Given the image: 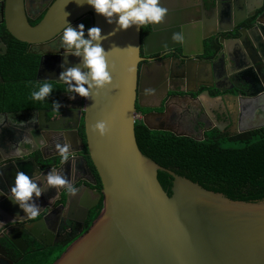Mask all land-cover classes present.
I'll use <instances>...</instances> for the list:
<instances>
[{
	"label": "water",
	"instance_id": "1",
	"mask_svg": "<svg viewBox=\"0 0 264 264\" xmlns=\"http://www.w3.org/2000/svg\"><path fill=\"white\" fill-rule=\"evenodd\" d=\"M167 1L160 0V6L167 9V14L161 23L151 26V33L142 38L141 29L129 28L103 41L112 75L111 83L82 103L85 106L88 154L99 176L102 191L96 189L98 179L86 157L81 155L84 149L78 132L80 119L72 115L73 108H60L52 119L39 117L38 123H30L31 131L18 139L22 146L34 151H42L47 146L56 148L58 143H69V151L73 153L69 161L44 169L24 160L33 151L12 158L16 161L6 166H2L4 161H0V192L4 193L0 195V219L23 215L22 210L7 197L18 171L28 174L42 189L39 199L48 188H55L48 186L45 180V175L53 169L67 177L75 187H83L81 194L65 200L59 207L61 214L69 211L67 209H79L80 219L76 233L78 238L54 264H264V200L234 201L161 167L141 153L135 132L138 121L136 103L139 102L140 107L144 108L142 101L153 95L152 91L142 87L145 84L148 87L156 77L165 81L175 75L172 73L175 71L172 60L160 64L150 62L140 68L142 50L145 57H150L181 49L182 58L178 60L181 74L178 76L180 79H190L192 76L193 82L206 73L213 75L214 66L221 60L225 69L234 71L241 78L240 85L234 86L241 92L240 95L228 94L220 98L225 114L231 122H235V117L232 118L234 112L251 111L264 95L260 70L264 68V0H259L262 4L258 7H252L250 0L240 1L245 2L242 14L248 16L242 20L234 17L236 21L229 26L230 29L222 27V3L227 7L223 17L230 22L241 11L237 8L238 0H207L211 6L207 10L211 23L206 26L201 23L205 0H201L200 8L189 6L186 11L182 9L184 0H175L173 3H178L177 6L163 4ZM216 9H219L221 23L218 26ZM66 13V22L71 24L90 14L95 19V26L100 27L103 33L112 30L113 26L105 23L103 17L98 16L90 6L86 3L78 6L76 0H56L36 26L29 22L25 0H4L6 29L15 40L26 44L41 45L57 37L65 26ZM247 18H254L253 26L237 31ZM206 20L203 19L204 22ZM235 32L236 36L233 34ZM224 33H232L235 38L227 41L220 37ZM174 35H179L180 39H174ZM212 39L218 40L221 46L216 60L208 56L211 50L207 49L206 44ZM0 46L6 51L4 44ZM42 65L43 60L41 68ZM248 75L250 79H246ZM202 88L213 87L202 85L194 94H198ZM164 93L159 108L169 96L168 90ZM183 93L188 94V99L192 101L202 97L208 98L211 103L216 100L209 90L197 98H192L189 90ZM170 100L163 114L144 118L143 125L153 132L165 131L194 139L186 133L151 126L150 119L157 121L166 115ZM69 103L74 104L72 100ZM99 120H105L108 124V132L103 137L93 129ZM246 131L240 130V133ZM195 140L202 141L204 137ZM50 158L58 159L59 156L56 153L46 159ZM160 172L172 178L171 194L161 185L158 179ZM60 191L62 193L64 190ZM84 191L93 196V203L79 204ZM101 202L103 209L100 216L83 233L90 211ZM37 203L41 204L39 200ZM51 207L54 205L46 206ZM46 211L41 210L38 217ZM48 217L44 216L37 222L43 230L48 225ZM21 221L18 217L8 222L0 228V233L4 235L6 226ZM31 233L38 235L34 231ZM17 238V242L7 239L20 250L19 243H26L21 235ZM5 253V248L0 244V260Z\"/></svg>",
	"mask_w": 264,
	"mask_h": 264
},
{
	"label": "flooded vegetation",
	"instance_id": "2",
	"mask_svg": "<svg viewBox=\"0 0 264 264\" xmlns=\"http://www.w3.org/2000/svg\"><path fill=\"white\" fill-rule=\"evenodd\" d=\"M55 1L56 0H25L26 13L28 15L30 24L32 25L36 22L39 24L44 18L48 9ZM238 1L239 3L237 4V8H240L239 10L241 11H239L237 15L233 16V19L230 22L226 21L225 17H223L227 7L225 6V3H222L224 6L221 10L223 28L230 29L229 26H232L236 20H242L248 16L242 14V7L245 6V2H240L242 0ZM173 2H175V0H168L167 2H163V4L177 6L178 3ZM184 2H187L186 6L182 7L184 11H186V7L189 6L196 8H200L201 6V0H184ZM204 2L205 11H201V13L203 19L207 20L204 22L202 19V26H206V24L208 25V23H211L210 12L207 11L209 8H211V6L209 1L205 0ZM250 4L252 7H258L262 3L259 0H250ZM216 10L218 11L216 18L218 21L216 25L218 26L221 25V23H219L218 18L219 9ZM234 17L236 18L235 21ZM254 22V18H247V20L237 28V31L241 30L243 27L251 28ZM80 23H83L87 29L88 27L95 26V19L93 15L89 14L82 17L72 25L75 27ZM3 24L4 0H0V26ZM37 24L32 26H36ZM148 28L149 29L146 30L141 29L142 38L146 34L151 33V26H148ZM233 34L235 36L237 35L236 32ZM233 34L224 33L223 35H220V37H224V39L227 41L233 40L235 38ZM61 35L62 32L53 40L41 45L27 44V54L30 57H28V61L20 65H17L15 61L8 58V47L0 39V44L2 43L6 46V51H3L0 46V118H2V122H0V161H4L2 166H6L16 161L12 158L20 157L23 154L32 151V154L24 159L30 164H37L42 168V165L45 162L58 161V164H60V158L46 159L57 153L56 148L47 146L44 147L42 151H34L33 148L27 149V147L25 148L22 146L18 139L20 135L31 131L30 125L32 123L30 122V118L35 117V119L38 120L39 117L41 118V116H44L46 118L48 117V119H52L58 114L52 115V104L50 101L53 97L55 91L54 89L51 96L44 102L31 100V103L29 104V101L31 92L35 90V84L38 81L43 82L45 79L57 77L59 72L62 71L60 65L61 63H65V58L61 55L63 53V49L60 48ZM206 45L207 49L211 50V55L208 56H210L211 60H216V56L221 51V46L219 45L218 40H209L207 41ZM152 51L153 50L150 52ZM194 51L197 52L198 49L195 48ZM141 57L143 62L140 64V68L143 65L149 64L150 62L160 64L162 62L172 60L175 69V71L172 73L175 75L174 77H170V79H166L165 81H163L162 78L156 77L157 79L155 78L154 82H151L150 85L148 84V87H146L147 84H145L146 86L142 87V89L145 88L149 92L152 91L153 95L151 97H147L145 94H143L145 97H147V99L142 101L144 108L140 107L139 102L136 103L137 122L141 121L143 123V119L146 117L150 118L154 114H163L165 112L167 102L169 99H171L166 115L161 116V118H159L157 121L150 119V124L153 128L172 129L177 133H186L191 135L194 139L199 140L202 139L206 133H209L213 130H218L221 133L227 134L228 136H236L242 134L240 133V130H247L244 132L247 133L264 128V95L261 97V100L254 107H252L251 111L245 113L239 110L237 114L234 112L232 118L235 117V122H231L228 116L225 114V108L220 98L227 96L228 94L240 95L241 92L237 89V87L234 88V86L240 85L241 78L238 77L234 71H229L228 68L225 69L224 63L221 60L214 66L213 75L211 74L209 76V74L206 73V75L195 79L193 82L192 76H190V79H187L188 77L185 79H180L178 76L181 74L178 71V60L182 58L181 49L160 52L159 54L152 55L150 57H145L142 50ZM42 60L43 65L41 68ZM37 62L38 68L35 73L34 80H31V68ZM7 63H9L12 67L7 66ZM76 63H78L77 58L68 56L65 67L74 65ZM260 70H262L261 78L263 83H261V87L263 90L264 68H261ZM250 78L251 77L248 75L246 79ZM50 82L56 83L55 81L51 80ZM202 85L212 86L213 88H202L198 94H194L195 91H197ZM59 90L60 92L58 101L62 105L61 108L63 110L73 108L72 115L76 119H80L78 132L80 138L83 141L84 149L81 155L85 156L88 163L91 164V159L89 157L86 145L84 124L85 106L82 104L84 103L85 98L77 96L75 100H72L74 104H70V100L67 101L68 95L65 94L63 87H61ZM165 90L169 91V96L162 103L161 108H159L160 101L164 97ZM188 90L191 92L190 96L192 98H197L202 94V92L209 90L211 96L216 98V100L211 103L210 107L205 108L200 104V99L198 101H192L188 99V94L183 93ZM61 98L63 99L61 100ZM32 106L35 108H32ZM259 109L262 110V113H260L261 111H258ZM55 127H59V125H55ZM98 186L99 181L96 189L98 191H102V185L100 188ZM77 188H80L78 193L81 194L83 187L78 185ZM64 194L67 195L66 200L69 198H74V196L69 195L64 191L61 193L59 188H48L45 195L39 199V202L42 204H40V209L47 210L42 216L37 217L35 220H28L23 216H19L20 220H22L19 224L6 226L5 229L7 232L4 235L3 233H0V244L3 245L6 251V253L1 256L0 264H19L23 257H27L38 250L64 248L67 245L70 246V244L78 238L76 233L79 228L80 211L79 209H67L69 211H64V213L61 214L59 207L64 203L62 202ZM93 199L91 203L95 201V199ZM49 204L54 205V207L46 208V206ZM93 210L90 211L89 216ZM44 216H49L47 219L48 227L46 226L44 230L41 228V232L37 233L33 228L35 225H38L37 222L40 221ZM17 219L18 217L11 215L6 218H1L0 222H3V225H5L8 222ZM88 219L86 221L83 233L86 231ZM26 228H29L31 231L27 230ZM33 231L38 235H32L31 232ZM19 235L22 236L26 243H19L20 250L12 245L7 239L10 238L17 242V237Z\"/></svg>",
	"mask_w": 264,
	"mask_h": 264
},
{
	"label": "trees",
	"instance_id": "3",
	"mask_svg": "<svg viewBox=\"0 0 264 264\" xmlns=\"http://www.w3.org/2000/svg\"><path fill=\"white\" fill-rule=\"evenodd\" d=\"M0 39L8 47L9 59L15 61L17 65L28 61L30 57L27 54L28 45L15 40L4 24L0 26ZM7 66L11 65L7 63ZM37 68L38 62L31 68V80H34ZM59 89L61 87H54L51 101L58 100ZM135 132L141 153L161 167L234 201L264 200V128L236 136H228L213 130L206 133L202 141L178 137L167 132H153L141 121L136 123ZM58 165V161H53L45 162L42 166L49 169ZM90 167L99 181L100 188V179L92 162ZM158 179L164 189L171 194L172 178L160 172ZM66 196L64 194L62 202L66 200ZM102 209L101 202L91 212L85 232L100 216ZM67 248L68 245L59 249L38 250L23 257L19 264H54Z\"/></svg>",
	"mask_w": 264,
	"mask_h": 264
},
{
	"label": "clouds",
	"instance_id": "4",
	"mask_svg": "<svg viewBox=\"0 0 264 264\" xmlns=\"http://www.w3.org/2000/svg\"><path fill=\"white\" fill-rule=\"evenodd\" d=\"M76 3L78 6L86 3L98 16L103 17L105 23L113 26L112 30L103 33L98 26L86 29L83 23L74 27L70 22H66L68 15L66 13L65 26L60 37V48L63 49L61 55L65 58V63L68 56L77 58L78 63L67 67L65 63H61L62 71L57 77L45 79L43 82L38 81L35 90L31 92L30 98L33 101L44 102L57 86L63 87L69 100H75L77 96L90 99L98 94V90L109 85L112 80L103 41L114 36L118 31H126L129 28L139 31L144 27L155 26L161 23L167 14V9L160 6V0H76ZM173 38L178 40L180 36L174 35ZM51 103L52 115H55L62 105L58 100H52ZM30 122L38 123L35 117L30 118ZM93 129L103 137L108 132V124L105 120H99ZM70 148L69 143L56 144L61 164L69 161L73 156L69 151ZM45 180L48 186L63 189L72 196L79 191L67 177L57 174L55 169L45 175ZM0 195L4 193L0 192ZM41 195L42 189L35 180L25 172L18 171L7 197L22 210L23 215L17 214L18 217L35 220L41 214L40 205L37 203ZM2 227L3 222H0V228Z\"/></svg>",
	"mask_w": 264,
	"mask_h": 264
},
{
	"label": "crops",
	"instance_id": "5",
	"mask_svg": "<svg viewBox=\"0 0 264 264\" xmlns=\"http://www.w3.org/2000/svg\"><path fill=\"white\" fill-rule=\"evenodd\" d=\"M183 3V7L184 6H186V3L187 2H182ZM188 5V4H187ZM211 29H212V27H211ZM200 104L203 106V107H205V108H207V107H210V105H211V101L208 99V98H205V97H202V98H200ZM260 113H262V111L260 112ZM84 194H82L81 195V199H80V202H79V204L80 205H83V204H86V205H88V203H91V201H92V199H93V196H91L87 191H84L83 192ZM94 200V199H93ZM42 205V204H41ZM40 205V206H41ZM34 229V231H36L37 233H40L41 232V227H39L38 225H35V227L33 228Z\"/></svg>",
	"mask_w": 264,
	"mask_h": 264
}]
</instances>
